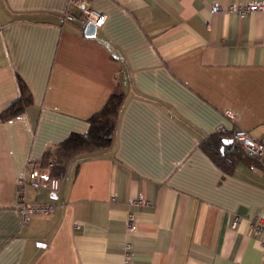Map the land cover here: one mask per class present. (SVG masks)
I'll return each mask as SVG.
<instances>
[{
	"label": "crops",
	"instance_id": "crops-1",
	"mask_svg": "<svg viewBox=\"0 0 264 264\" xmlns=\"http://www.w3.org/2000/svg\"><path fill=\"white\" fill-rule=\"evenodd\" d=\"M215 1L248 0H92L107 19L89 37L69 0H0V114L20 79L33 99L0 118V264H123L128 242L134 264H264V162L242 152L229 173L202 147L220 125L264 138V12ZM116 86L112 146L75 157L57 193L21 194L29 162L86 132ZM24 202L55 210L24 223Z\"/></svg>",
	"mask_w": 264,
	"mask_h": 264
},
{
	"label": "built area",
	"instance_id": "built-area-1",
	"mask_svg": "<svg viewBox=\"0 0 264 264\" xmlns=\"http://www.w3.org/2000/svg\"><path fill=\"white\" fill-rule=\"evenodd\" d=\"M71 6L80 10L79 19L84 25L93 23L96 29L103 27L106 22L107 14L92 5V0H69ZM211 12H234L241 18L250 13L264 12V0H248L244 2H230L222 5L215 1L211 4ZM226 128L220 125L218 132L224 134ZM231 141L226 143L224 150L227 153L242 151L244 154L264 162V138L259 139L252 135L247 129L242 127L235 128L231 133ZM32 187L36 190L47 189L51 193H57L60 187V178L57 176H47L46 170L40 160H31L27 174L23 177L19 192L24 194L26 187ZM24 198V197H23ZM130 203L134 205H147L150 200L144 195L132 197ZM20 213L24 223H28L31 216L35 214L48 215L54 212L55 205L46 202H24L20 208ZM239 218L236 217L233 226L238 224ZM252 231L259 235L264 233V212L254 216L250 220ZM128 231L134 232L137 229V220L133 212L128 213L127 217ZM134 251L130 242L126 244L124 251L123 264H134Z\"/></svg>",
	"mask_w": 264,
	"mask_h": 264
},
{
	"label": "trees",
	"instance_id": "trees-1",
	"mask_svg": "<svg viewBox=\"0 0 264 264\" xmlns=\"http://www.w3.org/2000/svg\"><path fill=\"white\" fill-rule=\"evenodd\" d=\"M19 85L21 96L1 112L2 120L22 114L33 100L25 82L20 79ZM123 100L124 92L116 86L105 105L89 118V128L86 132H72L68 138L47 149L40 159L47 176L62 178L75 157L110 148L115 139ZM222 137L219 132L213 134L202 142V147L218 165L231 173L239 162L242 151L225 152L226 143Z\"/></svg>",
	"mask_w": 264,
	"mask_h": 264
},
{
	"label": "water",
	"instance_id": "water-1",
	"mask_svg": "<svg viewBox=\"0 0 264 264\" xmlns=\"http://www.w3.org/2000/svg\"><path fill=\"white\" fill-rule=\"evenodd\" d=\"M97 33V29L93 23H89L85 27V34L89 37H94ZM224 143H229L231 138L222 137Z\"/></svg>",
	"mask_w": 264,
	"mask_h": 264
}]
</instances>
